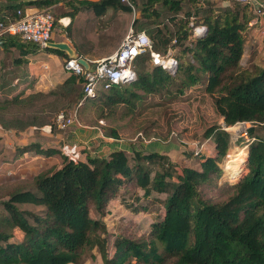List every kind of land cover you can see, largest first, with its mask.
<instances>
[{"label": "trees", "instance_id": "trees-1", "mask_svg": "<svg viewBox=\"0 0 264 264\" xmlns=\"http://www.w3.org/2000/svg\"><path fill=\"white\" fill-rule=\"evenodd\" d=\"M58 3L63 13L54 12ZM29 8L54 14L51 42L64 36L90 62L113 55L130 31L145 33L151 52L134 59L131 80L91 97L75 75L46 93L26 95L12 81L23 77L17 71L25 73L28 56L67 55L3 37L0 129L14 135L31 129L39 141L15 145L9 154L0 145L1 170L18 161L38 170L0 200V264H85L95 259V250L102 264H264V65H241L248 23L255 18L250 7L231 0H2L0 22H16ZM63 17L70 19L66 26L59 23ZM152 55L171 56L175 68L154 65ZM5 56L11 57L7 71ZM200 86L225 127L250 125L249 142H240L247 147L241 170L229 167L226 175L237 173L233 181L223 180L218 166L231 141L220 125L202 135L212 139L213 155L185 153L190 166L136 150L106 159L86 154L82 161L41 136H67L72 127L59 130L55 119L79 102V116L90 113L87 122L100 127L119 109L122 117L133 115L149 95L178 98ZM101 129L120 139L115 129ZM53 158L60 159L59 168ZM116 205L131 217H154L146 229L124 217L123 227L109 233L104 219ZM153 206L160 209L152 213Z\"/></svg>", "mask_w": 264, "mask_h": 264}, {"label": "rangeland", "instance_id": "rangeland-1", "mask_svg": "<svg viewBox=\"0 0 264 264\" xmlns=\"http://www.w3.org/2000/svg\"><path fill=\"white\" fill-rule=\"evenodd\" d=\"M54 15V14H53ZM251 38L246 39L244 46L252 44ZM244 66L249 64L245 60ZM4 65L6 70L11 65V57L5 56ZM15 93H12L14 95ZM80 103V102H79ZM77 104L76 108L71 111H79L83 108L84 102L80 105ZM122 109H119L114 117L101 124V128H112L118 132V135L124 139V141L132 147H136L143 142L158 143L162 146L169 147V149L161 154L169 157L173 162L182 166L193 165V161L185 156V153H212V146L210 143L203 144L205 141L202 139L203 133L210 127L215 125H222L223 120L217 115L214 109L213 101L209 95H207L203 88H192L187 91L185 95L178 98L163 99L156 95H149L144 102L138 106L133 115L122 117ZM79 113V112H78ZM77 113V121L80 125L91 126L87 121L93 119L90 113H84L79 116ZM73 127V126H71ZM250 128V125H246V128H229L228 132L231 134V141L229 150L226 156L218 163V166L223 170V180L229 179L233 181L237 173L240 172L241 166L247 156V147L240 145V142H249L248 136L244 131ZM5 136V132L0 129V145L4 147L5 154L11 153L15 145L23 146L34 141H39L33 136L32 130L28 129L23 131L19 135ZM41 136L46 139L47 145L55 146L57 138H50V133L42 132ZM235 138V139H232ZM121 139V138H120ZM243 146V147H242ZM85 153L87 149L83 150ZM83 151L79 147L67 150L64 153L68 156H76L80 153L82 158ZM243 155V161L239 166H233V160L240 158ZM24 161V159H23ZM59 166V162L57 161ZM195 162V161H194ZM54 163H56L54 161ZM17 163L13 168L2 169V163L0 162V200L7 197L10 190L20 185H26L30 179V175L36 174L37 169L31 171L25 167H19ZM18 166V167H17ZM238 168L235 176L229 178L231 168ZM152 213L156 208L151 207ZM132 219L137 222L143 229H146L148 223L153 219L154 215H139L131 217L122 210L118 205L112 208L110 215L106 216L104 223L108 228L109 233H114L118 227H123L122 218ZM128 229V228H127ZM130 230V229H129ZM118 231V230H116ZM95 259L93 261H87L85 264H102L99 253L95 250Z\"/></svg>", "mask_w": 264, "mask_h": 264}, {"label": "built area", "instance_id": "built-area-1", "mask_svg": "<svg viewBox=\"0 0 264 264\" xmlns=\"http://www.w3.org/2000/svg\"><path fill=\"white\" fill-rule=\"evenodd\" d=\"M231 1L250 7L255 18L248 23V27L257 29L260 36L264 37V25L261 23V19L264 17L263 0ZM18 15H20V12H18ZM64 21L61 19L59 23L64 24ZM53 22L54 16L51 13L39 10L34 12L25 10L23 17L16 22H0V45L3 43V37L9 35L18 36L23 41L34 43L43 49L47 43L51 42ZM149 52H151V42L148 36L143 32L134 34L130 31L124 38L120 48L113 55L90 62L92 72L86 71L78 64L77 60L72 59H66L64 61L63 69L68 75L83 78V92L86 97H91L99 89L107 91L114 86H120L131 80L134 77L132 67L134 59L139 55ZM152 58L154 65L161 66L170 71H173L176 66V60L171 56L159 58L152 55ZM82 103L80 102L79 104L81 105ZM76 123H78L77 111H73L69 115L60 113L55 119V126L59 130L74 126ZM246 125L248 124L238 123L235 127L246 128ZM221 126L227 132L231 128L225 127L224 124ZM246 130L244 131L245 134Z\"/></svg>", "mask_w": 264, "mask_h": 264}, {"label": "crops", "instance_id": "crops-1", "mask_svg": "<svg viewBox=\"0 0 264 264\" xmlns=\"http://www.w3.org/2000/svg\"><path fill=\"white\" fill-rule=\"evenodd\" d=\"M92 2H98L100 0H89ZM2 3V0L0 1ZM263 10H264V0L262 1ZM29 12L38 11L36 8L27 9ZM64 7L62 3H58L54 6V12L56 14L63 13ZM64 21L63 26L69 24L70 19L67 17L61 18ZM60 19V20H61ZM261 23L264 25V17L261 19ZM204 29H196V33H200ZM251 38L252 44L248 47L245 46L243 50V55L241 59V65L244 66L243 61L249 63H255L258 65H264V46H263V37L260 36L257 29L249 28L245 43L247 38ZM59 41L65 42L69 45L71 43L63 36ZM58 41V42H59ZM57 43V42H55ZM72 46V45H71ZM28 64L25 73L18 69V75L23 74V77H17L12 81V85L17 86V90H24L25 94L28 95L33 92H48L50 90L58 87L63 81L68 78V73H66L63 69V64L65 59L55 54H48L44 52H38L37 54L31 55L27 57ZM12 66L8 69H11ZM16 90V91H17ZM102 122V123H100ZM99 125L103 124V121H100ZM12 134L10 132H5V136L9 137ZM120 137V136H119ZM54 138H57V142L55 147H57L63 154L67 153V150L74 149L75 147H79L82 151L87 149L86 153L83 151V157L80 159L85 161L86 154L90 155L92 158L98 159H106L107 156L115 151H124L127 153L132 152V150L136 151H144V152H158L162 153L169 149V147L162 146L158 143L153 142H143L138 144L136 147L130 146V144L126 143L122 137L119 140H115L109 137L104 136L102 129L99 126H83L76 123L72 127V131L65 137L57 134ZM210 143L212 146V153H207V155H213V142L212 139H207L203 144ZM81 156L80 153L77 154L76 157ZM31 161V160H29ZM52 163L54 161H60L58 158H53ZM46 162V161H44ZM19 163V167H25L28 170H32L31 166L25 165L24 162L18 161L14 165ZM61 162H59L60 164ZM18 167V166H17ZM60 165L58 166V168Z\"/></svg>", "mask_w": 264, "mask_h": 264}, {"label": "water", "instance_id": "water-1", "mask_svg": "<svg viewBox=\"0 0 264 264\" xmlns=\"http://www.w3.org/2000/svg\"><path fill=\"white\" fill-rule=\"evenodd\" d=\"M43 49H51V50H55V51L64 53L67 55L68 59L77 60L78 64H80L86 71L92 72L90 61L83 59V58H80L76 54L74 48L65 42H62V41H59L57 43L49 42L44 46Z\"/></svg>", "mask_w": 264, "mask_h": 264}, {"label": "bare ground", "instance_id": "bare-ground-1", "mask_svg": "<svg viewBox=\"0 0 264 264\" xmlns=\"http://www.w3.org/2000/svg\"><path fill=\"white\" fill-rule=\"evenodd\" d=\"M241 161H243V155L240 158L238 157V158L233 160V166H237V165L239 166ZM234 169H236V168H234Z\"/></svg>", "mask_w": 264, "mask_h": 264}]
</instances>
